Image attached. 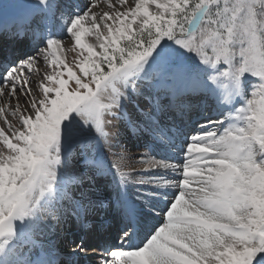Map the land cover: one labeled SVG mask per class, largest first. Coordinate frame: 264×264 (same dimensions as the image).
<instances>
[{"label":"snow or ice","instance_id":"obj_1","mask_svg":"<svg viewBox=\"0 0 264 264\" xmlns=\"http://www.w3.org/2000/svg\"><path fill=\"white\" fill-rule=\"evenodd\" d=\"M36 3L42 11L22 9L0 32L38 36L57 5ZM117 4L122 11L110 5L100 14L89 0L77 17L91 21L99 48L88 43L78 73L46 74L40 98L29 67L39 57L0 73V95L18 101L7 114L0 109L17 121L5 119L11 138L0 128V264H73L59 248L64 226L104 230L111 212L124 224L121 244L99 264H264V173L253 161L257 149L264 160V0ZM39 51L47 55V44ZM126 139L146 141L138 159ZM196 161L206 163L195 192L178 188L166 207L151 203L154 183L166 188L171 170L179 185ZM143 214L163 222L134 244ZM83 243L73 253L86 251Z\"/></svg>","mask_w":264,"mask_h":264},{"label":"rangeland","instance_id":"obj_2","mask_svg":"<svg viewBox=\"0 0 264 264\" xmlns=\"http://www.w3.org/2000/svg\"><path fill=\"white\" fill-rule=\"evenodd\" d=\"M55 2L57 5L56 15L52 18V20L48 24L40 25L41 28H44L43 31H46V37L44 38V40L39 39L41 40L40 43L34 46L35 54L32 53L31 55V56L39 57L40 63L34 66L29 65L30 68L35 67L36 69V71L32 72V79H33L32 94L36 95L37 98H40L41 95L38 89V85L40 82H42L45 79L46 74L52 75L53 72L61 71L64 72L63 77L66 78L65 74L66 71H68V67H71L73 71L79 72L77 65L79 61L83 58V56L87 55L86 52L89 51L90 48L89 44L94 45V50L99 48V45L94 43L95 35L91 33L92 29L87 25V24H91V21L88 20L87 17L83 19L77 17L87 9V7L89 6V0H55ZM91 3L95 5V7L92 8V11L100 14L104 12L113 11L110 5H116L117 8H120V6L117 4V0H91ZM126 3H132L134 6V0H126ZM0 5H2V8H0V12H2L6 7H10V6L15 7L17 13L25 8H32L35 10L42 11L41 6L38 3H36V0H25L24 3H21L20 0H0ZM120 10L122 11L123 9L120 8ZM154 10H155V5L153 4L150 6L149 11L151 12ZM129 19L131 18L129 17ZM85 21H87L86 24ZM2 22L3 20L0 19V23ZM46 44H47V55H45L44 51H39V49L45 47ZM94 50H93V54H94ZM18 56L20 57V53H18ZM60 65H64V66H60ZM61 75H63V73H61ZM44 82L47 83L46 81ZM19 95L20 94L18 93L17 96ZM1 96L2 95H0V97ZM17 104L18 101L16 97H14L11 101H9V99L7 98L4 99V101H1L0 99V109H3L6 114L11 111L9 105H11L12 108H16ZM19 107L25 109L29 108V106L25 104V98L22 96L19 99ZM25 114L32 116L34 118V115L30 112V110H26ZM5 119H7L9 123L13 124L14 126L17 123V121L13 120V118L10 115L0 116V128L4 129L6 135L9 138H11L12 134L11 132L8 131V124L5 123ZM122 142L125 144V147L128 149V151H130L129 154L138 159V153L143 151L142 147L146 141L126 139L123 140ZM197 147L199 148V146ZM0 148H4V145L2 143H0ZM4 150L5 152H7L6 148H4ZM100 154L103 156L105 155L106 160L110 166L111 157L110 156L108 157L107 152L105 150H101L100 152L97 153L98 158H100L99 157ZM258 157H259V149L256 150L253 156L254 167L258 170V173H264V168H261V164L264 163V160H260L258 159ZM128 163L132 165V167L134 168L133 170L136 171L140 170V165L136 164L134 161H130ZM204 163H206V161H196L194 164H191L189 167H186L184 169V173H189L187 175V178L181 181V183L184 182V186H182L184 189L188 190L189 192H195L193 182L201 174V168ZM128 170H129L128 168L125 169V171ZM2 172L3 169L0 168V173ZM166 175L167 176L171 175V178L168 177V180L165 182L166 184L175 182L173 181L174 174L172 175L171 172H167ZM110 180L111 178L108 180V183H110ZM101 183L102 185H104L103 182ZM105 183H107V181H105ZM152 186L155 187V184H153ZM177 186H178L177 183L175 185H170L171 188L175 189L174 194L178 190ZM156 188L158 189L157 192L153 193L151 191H146V195L149 198L154 197L153 200L151 199V203L157 207L158 201H156L155 198L158 197V200L161 202L162 200H165V195H162L164 185L157 182ZM129 189H128V194H130L131 196L133 195L135 196L136 194L135 187L130 186ZM174 194L172 195L174 196ZM177 199L180 198L177 197ZM155 218L156 217L153 216L154 221H156ZM157 218L162 221L161 218L159 217ZM57 232L61 233L59 226L57 227ZM61 235H64V237L60 241H58V243H59V248L65 255L70 256L69 254H71L77 256H82V255L84 256L85 253L87 255V253L91 252L90 250H87L88 252L83 251V252L73 253L74 251H77V246L75 244L79 242L80 240L79 236H81V232H79V228H77L75 225H65L64 231L63 233H61ZM86 236L87 233L85 234L84 239H86ZM51 238L55 239L54 236ZM84 246L85 245L83 244V247ZM87 248L88 246H85V249ZM89 257H94V256H92L91 254Z\"/></svg>","mask_w":264,"mask_h":264},{"label":"bare ground","instance_id":"obj_3","mask_svg":"<svg viewBox=\"0 0 264 264\" xmlns=\"http://www.w3.org/2000/svg\"><path fill=\"white\" fill-rule=\"evenodd\" d=\"M0 37H1V35H0ZM5 41V39H0V44H2L3 42ZM19 41H21V40H19ZM23 41V40H22ZM28 45V44H27ZM27 46H25V48H26ZM32 53H34V51L31 49L30 51H28V52H26V54H24V56L26 57V56H29V55H32ZM29 54V55H28ZM21 56H22V53L20 54ZM8 99V96L6 95V94H4V95H2L1 97H0V99H1V101H4V99ZM14 98V97H13ZM12 98V99H13ZM13 101H15V100H13ZM174 180H176L175 178H173ZM179 186H180V184L177 186V188H179ZM165 191H171V195L172 194H174V191H175V189L174 188H171L170 187V185L168 184L167 185V187L165 188L164 187V189H163V191H162V194H164V192ZM178 191V190H177ZM191 193V192H190ZM170 196V195H169ZM171 198L170 199H172V196H170ZM180 198V197H179ZM166 206V205H165ZM161 207H163V206H160V208ZM153 218V217H152ZM153 221H154V219H153ZM85 234L86 233H84V236H85ZM84 236H83V239H84ZM87 237V236H86ZM89 243V241H84V245L86 246L87 244ZM91 252L90 253H88L89 255L88 256H90L91 254H95L96 253V251L95 250H90ZM97 255V254H96ZM93 256V255H92ZM92 260H94V259H92Z\"/></svg>","mask_w":264,"mask_h":264}]
</instances>
